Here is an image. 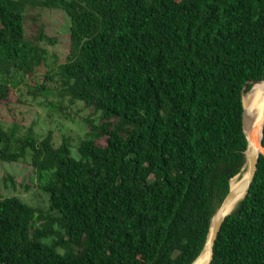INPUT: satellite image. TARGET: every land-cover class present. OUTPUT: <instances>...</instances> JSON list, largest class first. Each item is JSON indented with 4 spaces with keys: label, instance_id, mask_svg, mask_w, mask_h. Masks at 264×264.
Here are the masks:
<instances>
[{
    "label": "trees",
    "instance_id": "1",
    "mask_svg": "<svg viewBox=\"0 0 264 264\" xmlns=\"http://www.w3.org/2000/svg\"><path fill=\"white\" fill-rule=\"evenodd\" d=\"M35 8L69 21L67 56L43 74L47 50L25 33ZM36 39L55 42L43 29ZM257 82L264 0H0V103H19L26 83L33 98L98 116L77 157L67 137L55 147L50 133L18 137L0 124V160L28 156L48 201L44 213L0 196V264L193 263L242 171L243 97ZM209 264H264L261 155Z\"/></svg>",
    "mask_w": 264,
    "mask_h": 264
},
{
    "label": "rangeland",
    "instance_id": "2",
    "mask_svg": "<svg viewBox=\"0 0 264 264\" xmlns=\"http://www.w3.org/2000/svg\"><path fill=\"white\" fill-rule=\"evenodd\" d=\"M40 29L55 42L49 44L44 39L38 41L36 38ZM25 33L27 40L47 50L46 64L40 65L37 74L45 73L48 65L56 66L65 60L69 50V21L62 11L48 8L28 9L25 13ZM256 85L253 86L256 87L254 93L260 89ZM16 94L19 103H0V124L4 129H15L18 137L30 132L39 140L50 133L55 147L60 145L63 137H67L72 155L77 157L75 147L89 133V121L98 122V116L93 110L82 102H70L67 98L60 101L54 94L33 98L28 93L26 83L18 86ZM98 144L103 145L104 140H99ZM29 162L28 156L18 162L0 160V196L16 197L48 213L47 196L39 189L37 173ZM237 183V180H233L231 187L233 184L235 187ZM52 215L57 217L56 213ZM55 229L60 230L58 224ZM43 242L51 243L52 238Z\"/></svg>",
    "mask_w": 264,
    "mask_h": 264
},
{
    "label": "water",
    "instance_id": "3",
    "mask_svg": "<svg viewBox=\"0 0 264 264\" xmlns=\"http://www.w3.org/2000/svg\"><path fill=\"white\" fill-rule=\"evenodd\" d=\"M257 83H259V82H257ZM263 125H264V99H263V118H262L261 138H262ZM245 136H246L247 146H246V149L244 151L245 162H244V165L242 167V170L245 166H247L248 178H247L245 184L240 183L235 188L229 187V191H228L227 195L225 196L222 203L220 204V206L218 207V209L216 210L215 214L213 215V217L211 219L206 243H205L203 249L201 250L199 256L197 257V259H198L204 252H206V250H208L210 252V257L207 260L206 264H209V262L212 258L213 245H214V242L216 240L217 234L221 228L222 222H223L224 218L227 215H229L233 210L232 209L231 211H229L231 205L238 198L241 197L242 193H244V195L240 198V200H242L244 198L245 194L247 193V191L249 189L252 178L254 176L257 161H258V156L261 155L264 157V146L261 144V138L260 139L257 138V126H254L247 135L245 134ZM238 175H236L235 177H237ZM234 178H232V179H234ZM195 261L191 264H194Z\"/></svg>",
    "mask_w": 264,
    "mask_h": 264
},
{
    "label": "bare ground",
    "instance_id": "4",
    "mask_svg": "<svg viewBox=\"0 0 264 264\" xmlns=\"http://www.w3.org/2000/svg\"><path fill=\"white\" fill-rule=\"evenodd\" d=\"M257 87H259V91L254 93V89L256 87H253L251 90V93L249 92L248 95L243 97V105H244V110H245V115H244V120L243 123H245L246 131L244 129L245 134L247 135L250 130L254 127L257 126V138H261V128H262V118H263V99H264V82L261 83H256ZM248 178V168L245 166L241 173L235 177V179H232V182L234 180H237L238 183L235 185V187L240 184L246 183V180ZM231 182V183H232ZM234 184L232 185L231 188H235ZM244 195L242 193L241 197ZM240 197V198H241ZM238 198L230 207L229 211L234 209L236 206L237 202L240 200ZM228 211V212H229ZM210 257V252L206 250L196 261L194 264H206L207 260Z\"/></svg>",
    "mask_w": 264,
    "mask_h": 264
}]
</instances>
